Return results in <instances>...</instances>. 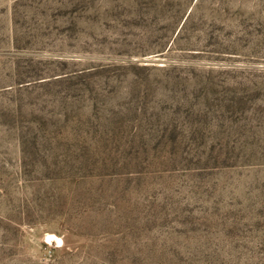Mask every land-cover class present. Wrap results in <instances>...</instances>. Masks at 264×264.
I'll return each mask as SVG.
<instances>
[{
	"label": "rangeland",
	"instance_id": "rangeland-1",
	"mask_svg": "<svg viewBox=\"0 0 264 264\" xmlns=\"http://www.w3.org/2000/svg\"><path fill=\"white\" fill-rule=\"evenodd\" d=\"M0 264H264V0H0Z\"/></svg>",
	"mask_w": 264,
	"mask_h": 264
},
{
	"label": "bare ground",
	"instance_id": "bare-ground-1",
	"mask_svg": "<svg viewBox=\"0 0 264 264\" xmlns=\"http://www.w3.org/2000/svg\"><path fill=\"white\" fill-rule=\"evenodd\" d=\"M48 238H54V239H56L58 242H61V240H60L59 238L55 237L54 235H49Z\"/></svg>",
	"mask_w": 264,
	"mask_h": 264
}]
</instances>
